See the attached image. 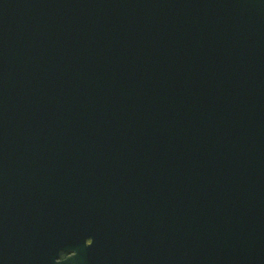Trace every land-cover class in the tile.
<instances>
[{"label": "water", "instance_id": "95a60500", "mask_svg": "<svg viewBox=\"0 0 264 264\" xmlns=\"http://www.w3.org/2000/svg\"><path fill=\"white\" fill-rule=\"evenodd\" d=\"M0 264H264V0H0Z\"/></svg>", "mask_w": 264, "mask_h": 264}]
</instances>
